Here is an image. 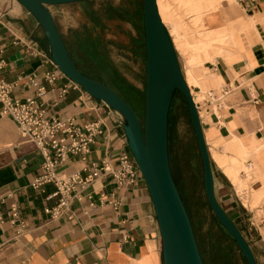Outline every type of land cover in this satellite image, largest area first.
Instances as JSON below:
<instances>
[{
	"label": "crops",
	"instance_id": "obj_1",
	"mask_svg": "<svg viewBox=\"0 0 264 264\" xmlns=\"http://www.w3.org/2000/svg\"><path fill=\"white\" fill-rule=\"evenodd\" d=\"M213 12L219 14L209 15L205 23L212 25L207 28L208 42L194 45L183 73L195 97L211 163L225 174L247 210L255 212L249 214L239 206L234 193L214 174L216 197L260 264L264 0H224ZM0 59L6 61L0 79L12 84L13 98L35 97L50 119H73L81 128L99 123L103 132L95 136L90 152L85 157L69 153L58 172H80L86 177L94 164L106 161L118 168L122 153L133 156L119 115L50 60L42 26L19 0H0ZM37 60L41 65L28 73ZM43 162L41 150L21 135L18 123L0 116V209L4 213L12 205L19 209L17 222L7 219L0 228V264H164L160 226L142 174L126 185L117 183L113 175L100 176L85 186L78 184L81 198L73 199L60 216L52 218L46 209L59 202V196L49 197L56 185L31 186L42 173Z\"/></svg>",
	"mask_w": 264,
	"mask_h": 264
},
{
	"label": "rangeland",
	"instance_id": "obj_2",
	"mask_svg": "<svg viewBox=\"0 0 264 264\" xmlns=\"http://www.w3.org/2000/svg\"><path fill=\"white\" fill-rule=\"evenodd\" d=\"M223 1L158 0L182 72L183 65L187 68V62L193 55L194 45L201 41L208 42L205 38L207 28L212 25L205 23L209 15L219 14L213 12V9L220 7ZM50 9L54 12L52 14L57 26L79 66L89 73H94L92 70V66H95L94 59L102 57L107 68H102L101 79L114 85L144 123L147 53L143 0H87L52 5ZM93 26L94 32L90 33ZM88 34L97 38L95 45L84 44ZM170 141L171 168L188 206L206 264H248L240 247L219 223L210 207L197 136L185 96L180 93L176 94L171 107ZM212 166L217 180L224 182L227 188H230V192L234 193L236 203L244 207L249 214L251 211L255 212L250 208L247 210L242 201L235 196L233 185L213 160ZM245 171L249 172L248 167ZM240 193L246 198L250 197L243 191ZM252 232L253 238L258 236L255 229ZM261 233L263 240L259 242L262 245L259 262L264 264V228L261 229Z\"/></svg>",
	"mask_w": 264,
	"mask_h": 264
},
{
	"label": "water",
	"instance_id": "obj_3",
	"mask_svg": "<svg viewBox=\"0 0 264 264\" xmlns=\"http://www.w3.org/2000/svg\"><path fill=\"white\" fill-rule=\"evenodd\" d=\"M38 20L56 66L93 97L104 101L121 118L129 148L143 173L156 210L164 251V264H205L192 222L173 178L168 152V114L176 90L186 98L204 167L210 206L220 223L236 239L249 264H257L253 250L219 203L210 154L198 109L185 83L177 53L160 18L156 0H143L147 53L144 124L131 105L112 87L85 75L76 65L57 26L50 6L87 0H19ZM41 65L32 63L31 73Z\"/></svg>",
	"mask_w": 264,
	"mask_h": 264
},
{
	"label": "built area",
	"instance_id": "obj_4",
	"mask_svg": "<svg viewBox=\"0 0 264 264\" xmlns=\"http://www.w3.org/2000/svg\"><path fill=\"white\" fill-rule=\"evenodd\" d=\"M50 60L53 62L51 57ZM5 65L6 61L0 59V70ZM11 90L12 84L0 79V115L13 117L19 125L21 134L29 135L41 150L44 156L42 173L32 181L31 186L43 189L46 183L56 185V191L49 197L59 196V202L54 207L46 209L52 218L60 216L73 199L81 198V190L76 189L78 184L85 186L100 176L113 175L117 183L126 185L134 183L138 175L142 174L134 156L124 152L119 156L118 168H113L109 162L103 161L101 165L94 164L93 171L86 177L80 172L70 174L68 177L60 176L57 167L69 153L85 157L90 152V145L94 142L95 136L103 132L99 123L89 122L81 128L73 119L65 122L58 118L50 119L46 116L43 103L35 97L15 99L10 95ZM50 149L53 150V154ZM18 216L19 209L15 205H12L7 213L0 209V228L7 219L16 223Z\"/></svg>",
	"mask_w": 264,
	"mask_h": 264
},
{
	"label": "trees",
	"instance_id": "obj_5",
	"mask_svg": "<svg viewBox=\"0 0 264 264\" xmlns=\"http://www.w3.org/2000/svg\"><path fill=\"white\" fill-rule=\"evenodd\" d=\"M143 15H144V11H143ZM94 30V26L92 27V29L90 30V33H92V32H94L93 31ZM144 32H145V25H144ZM87 34V33H86ZM89 35V36H88ZM87 35V37H86V41L84 42V44H88V45H95V42H96V40H97V38H94V37H92L91 36V34H88ZM63 36V35H62ZM63 38H64V36H63ZM64 40H65V38H64ZM65 43H66V45H67V47H68V49H69V51H70V54H71V56H72V58H73V60L75 61V63H76V65H77V67L85 74V75H87V76H89V77H92V78H94V79H96V80H98V81H100V82H102V83H105V84H107V85H109L110 87H112L122 98H123V96H122V94L114 87V85L113 84H111V83H109V82H107V81H104V80H102L101 79V74L103 75V67H105V68H107L106 66V64H105V62H104V60H103V58L102 57H100L99 59H94V64H95V66H92V70H93V72L94 73H89V72H87V71H85L84 69H82L80 66H79V64H78V61L76 60V58H75V56L73 55V53L71 52V49H70V47L68 46V43L66 42V40H65ZM145 45H146V38H145ZM92 49H93V47H91ZM94 53L96 52V50H94L93 51ZM93 53V54H94ZM83 54V53H82ZM92 57H94V55H92ZM99 67H101V68H99ZM99 69H101V71L99 70ZM95 70V71H94ZM177 93H180L182 96H184L179 90H176L175 91V94H174V96H173V99H172V101H171V104H170V109H169V114H168V152H169V161H170V148H171V141H170V113H171V107H172V104H173V101H174V98H175V96H176V94ZM125 101H126V99L125 98H123ZM186 99V98H185ZM186 102H187V100H186ZM130 104V103H129ZM187 105H188V103H187ZM132 107V106H131ZM133 108V107H132ZM188 108H189V106H188ZM134 109V108H133ZM145 109H146V93H145V104H144V118H145ZM134 111H135V113L137 114V116H138V118L141 120V117L138 115V113L136 112V110L134 109ZM190 117H191V115H190ZM191 121H192V119H191ZM141 122H142V120H141ZM142 124H144L143 122H142ZM193 124V123H192ZM193 128H194V126H193ZM194 131H195V128H194ZM195 134H196V132H195ZM197 141H198V139H197ZM199 145V144H198ZM200 149V148H199ZM200 154H201V152H200ZM202 164H203V162H202ZM170 167H171V164H170ZM203 169H204V167H203ZM171 172H172V175H173V178H174V180H175V182H176V184H177V187H178V189H179V192H180V195H181V197H182V199H183V202H184V204H185V206H186V209H187V211H188V214H189V216H190V213H189V210H188V206H187V204H186V201H185V199H184V196H183V194L181 193V190H180V187H179V183H178V181L176 180V178H175V175H174V172H173V170H172V168H171ZM210 204V203H209ZM211 207V206H210ZM190 219H191V216H190ZM218 220V219H217ZM219 221V220H218ZM191 222H192V219H191ZM219 223H220V221H219ZM221 224V223H220ZM222 225V224H221ZM192 226H193V224H192ZM223 226V225H222ZM224 227V226H223ZM225 228V227H224ZM194 229V228H193ZM226 229V228H225ZM227 230V229H226ZM227 232L232 236V234L227 230ZM194 233H195V236H196V232H195V230H194ZM232 238H233V240L236 242V244L238 245V243H237V241H236V239L232 236ZM196 239H197V236H196ZM197 243H198V246H199V242H198V240H197ZM238 247H239V245H238ZM199 250H200V246H199ZM240 251H241V249H240ZM200 253H201V256H202V258H203V255H202V252H201V250H200ZM241 253H242V251H241ZM243 254V253H242ZM243 256H244V254H243ZM244 258L246 259V257L244 256ZM246 261H247V259H246ZM247 263H248V261H247ZM249 264V263H248Z\"/></svg>",
	"mask_w": 264,
	"mask_h": 264
},
{
	"label": "bare ground",
	"instance_id": "obj_6",
	"mask_svg": "<svg viewBox=\"0 0 264 264\" xmlns=\"http://www.w3.org/2000/svg\"><path fill=\"white\" fill-rule=\"evenodd\" d=\"M156 3H157V7H158V12H159V15H160V18H161V20H162V23L164 24V26H165V28H166V30H167V33H168V36L170 37V39H171V42H172V44H173V47H174V49H175V51H176V48H175V45H174V43H173V40H172V38H171V35H170V32H169V30H168V28H167V26H166V24H165V22H164V20H163V18H162V15H161V12H160V8H159V3H158V0H156ZM176 53H177V51H176ZM215 68V70H218L217 69V66H215L214 67ZM183 73V72H182ZM183 77H184V80H185V83L187 84V87L189 88V90H190V93H191V95H192V97H193V101H194V103H195V105H196V107H197V104H196V101H195V97H194V95H193V93H192V90L190 89V87H189V85H188V83H187V81H186V78H185V76H184V73H183ZM207 95V94H206ZM210 96H212V95H210ZM222 104H223V102H222ZM197 109H198V107H197ZM198 113H199V110H198ZM11 117V116H10ZM199 117H200V114H199ZM13 118V117H12ZM14 119V118H13ZM15 120V119H14ZM200 120H201V117H200ZM16 121V120H15ZM17 122V121H16ZM201 123H202V121H201ZM20 129V128H19ZM20 133H21V131H20ZM24 138H26V139H28V140H32V141H34L29 135H24L23 136ZM35 142V141H34ZM36 143V142H35ZM37 145V144H36ZM143 174V173H142ZM64 175V174H63ZM64 176H67L68 177V174L67 175H64ZM63 176V177H64ZM246 193H247V191H246Z\"/></svg>",
	"mask_w": 264,
	"mask_h": 264
},
{
	"label": "flooded vegetation",
	"instance_id": "obj_7",
	"mask_svg": "<svg viewBox=\"0 0 264 264\" xmlns=\"http://www.w3.org/2000/svg\"><path fill=\"white\" fill-rule=\"evenodd\" d=\"M203 260H204V258H203ZM204 263L206 264L205 260H204Z\"/></svg>",
	"mask_w": 264,
	"mask_h": 264
}]
</instances>
